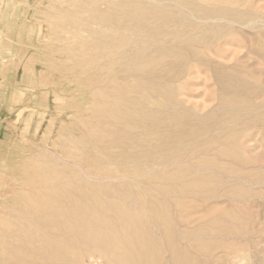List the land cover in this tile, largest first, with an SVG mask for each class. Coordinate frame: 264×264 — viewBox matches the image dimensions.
Masks as SVG:
<instances>
[{
    "label": "rangeland",
    "instance_id": "rangeland-1",
    "mask_svg": "<svg viewBox=\"0 0 264 264\" xmlns=\"http://www.w3.org/2000/svg\"><path fill=\"white\" fill-rule=\"evenodd\" d=\"M32 263L264 264V0H0V264Z\"/></svg>",
    "mask_w": 264,
    "mask_h": 264
},
{
    "label": "bare ground",
    "instance_id": "bare-ground-1",
    "mask_svg": "<svg viewBox=\"0 0 264 264\" xmlns=\"http://www.w3.org/2000/svg\"><path fill=\"white\" fill-rule=\"evenodd\" d=\"M173 2H174V1H173ZM181 4H182V3H181ZM145 9H146V8H145ZM160 13H161V12H160ZM160 13H159V14H160ZM110 20H113V19H110ZM129 22H131V21L129 20ZM125 23H127V22H125ZM130 24H131V23H130ZM133 25H135V23H134ZM132 27H133V26H132ZM145 27H146V26H145ZM135 28H136V27H135ZM148 33H149V32H148ZM155 40H156V39H155ZM163 61H164V60H163ZM173 176H174V175H173ZM175 176H176V175H175ZM171 181H172V180H171ZM205 182H206V181H205ZM186 184H187V183H186ZM198 184H199V183H198ZM188 185H189V184H188ZM196 185H197V184H196ZM207 185H208V184H207ZM169 186H170V185H169ZM181 187H182V186H181ZM190 187H191V185H190ZM195 187H196V186H195ZM202 187H204V186H202ZM214 188H215V187H214ZM165 189H166V188H165ZM184 189H185V188H184ZM171 190H172V189H171ZM194 192H195V191H194ZM210 192H211V191H210ZM198 193H199V192H198ZM48 198H49V197H48ZM72 205H73V204H72ZM67 206H68V205H67ZM44 208H45V207H44ZM43 211H44V209H43ZM51 211H52V209H51ZM53 211H54V210H53ZM199 212H200V211H199ZM52 213H53V212H52ZM54 213H55V211H54ZM196 213H197V212H196ZM58 214H59V213H58ZM120 214H121V213H120ZM53 215H54V214H53ZM59 215H60V214H59ZM79 215H80V214H79ZM80 216H81V215H80ZM80 216H79V217H80ZM83 216H84V215H83ZM99 216H100V215H99ZM52 217H53V216H52ZM56 217H57V216H56ZM59 217H60V216H59ZM59 217H58V218H59ZM66 217H67V216H66ZM53 218H54V217H53ZM53 218H52V219H53ZM70 218H71V216H70ZM82 218H83V217H82ZM84 218H85V217H84ZM98 218H99V217H98ZM106 218H107V217H106ZM52 219H50V220H52ZM71 219H72V218H71ZM125 219H126V218H125ZM55 220H56V219H55ZM55 220H54V221H55ZM80 220H81V219H80ZM88 220H89V219H88ZM106 220H107V219H106ZM72 221H73V220H72ZM129 221H130V220H129ZM49 222H52V221H49ZM59 222H60V221H59ZM79 222H80V221H79ZM79 222H78V223H79ZM107 222H108V221H107ZM70 223H71V222H70ZM72 223H73V222H72ZM75 223H76V222H75ZM110 223H111V222H110ZM91 224H92V223H91ZM91 224H90V225H91ZM100 224H101V223H100ZM66 225H67V224H66ZM87 225H88V224H87ZM53 226H54V225H53ZM68 226H69V225H68ZM70 226H71V225H70ZM84 226H85V225H84ZM54 227H55V226H54ZM64 227H67V226H64ZM88 227H89V226H88ZM94 227H95V226H94ZM108 227H109V226H108ZM124 227L126 228L125 225H124ZM56 228H57V227H56ZM99 228H100V227H99ZM103 228H104V227H103ZM103 228H102V229H103ZM110 228H111V227H110ZM110 228H109V229H110ZM138 228H139V227H138ZM140 228H141V227H140ZM144 228H145V227H143V229H144ZM67 229H68V227H67ZM80 229H82V228H80ZM83 229H85V227H84ZM83 229H82V230H83ZM88 229H89V228H88ZM121 229H122V228H121ZM95 230H96V229H95ZM103 230H104V229H103ZM128 230H129V229H128ZM59 231H60V230H59ZM68 231H69V230H66L65 232H68ZM71 231H72V230H71ZM78 231H79V230H78ZM96 231H97V230H96ZM108 231H109V230H108ZM129 231H131V230H129ZM140 231H141V230H140ZM83 232H84V231H83ZM94 232H95V231H94ZM111 232H112V230H111ZM111 232H110V233H111ZM113 232L116 233L115 230H114ZM125 232H126V231H125ZM85 233H86V232H85ZM95 233H96V232H95ZM104 233H105V232H104ZM127 233H128V232H127ZM142 233H143V231H142ZM147 233H148V232H147ZM147 233H146V234H147ZM133 234H134V233H133ZM84 235H85V234H84ZM87 235H88V233H87ZM113 235H114V234H113ZM89 236H90V235H89ZM99 236H100V235H99ZM108 236H109V235H108ZM121 236H122V235H121ZM40 237H41V236H40ZM81 237H83V236H81ZM109 237H110V236H109ZM114 237H115V235H114ZM123 237H124V236H123ZM128 237H130V236H128ZM136 237H137V236H136ZM136 237H135V238H136ZM144 237H145V236H144ZM45 238H46V237H45ZM120 238H121V237H120ZM148 238H149V237H148ZM100 239H101V238H100ZM124 239H125V238H124ZM140 239H141V238H140ZM145 239H146V238H145ZM111 240H113V238H112ZM116 240H117V239H116ZM127 240H128V239H127ZM45 241H46V240H45ZM104 241H105V240H104ZM121 241H122V240H121ZM125 241H126V240H125ZM137 241H138V239H137ZM140 241H141V240H140ZM147 241H148V240H147ZM43 242H44V241H43ZM105 242H106V241H105ZM123 242H124V241H123ZM128 242H129V240H128ZM128 242H127V244H128ZM131 242H132V241H131ZM131 242H130V243H131ZM141 242H142V241H141ZM53 243H54V242H53ZM53 243H51V244H53ZM55 243H56V242H55ZM130 243H129V244H130ZM55 245H56V244H55ZM114 245H115V244H114ZM114 245H113V246H114ZM139 245H140V243H139ZM124 246H125V244H124ZM130 246H131V245H130ZM146 246H147V245H146ZM49 247H50V246H49ZM107 247H108V245H107ZM131 247H132V246H131ZM29 248H31V247H29ZM44 248H45V247H44ZM53 248H54V247H53ZM63 248H64V247H63ZM111 248H113V247H111ZM117 248H118V247H117ZM32 249H33V247H32ZM34 249H35V248H34ZM34 249H33V250H34ZM136 249H137V248H136ZM30 250H31V249H30ZM48 250H49V249H48ZM60 250H61V248H60ZM110 250H111V249H110ZM133 250H134V249H133ZM140 250H141V249H140ZM51 251H52V250H51ZM141 251H142V250H141ZM56 252H57V251H56ZM56 252H55V253H56ZM61 252H62V250H61ZM134 252H135V251H134ZM143 252H144V251H143ZM34 253H35V252H34ZM39 253H40V252H39ZM115 253H116V251H115ZM125 253H126V251H125ZM137 253H138V252H137ZM137 253H135V254H137ZM146 253H147V252H146ZM32 254H33V253H32ZM108 254H110V253H108ZM128 254H129V252H128ZM128 254H127V256H128ZM153 254H155V253H153ZM153 254H152V255H153ZM33 255H34V254H33ZM37 255H38V254H37ZM138 255H139V254H138ZM138 255H137V256H138ZM152 255H151V256H152ZM158 255H159V254H158ZM34 256H35V255H34ZM109 256H110V255H109ZM116 256H117V255H116ZM143 256H144V255H143ZM145 256H146V255H145ZM156 256H157V255H156ZM44 257H45V256H44ZM48 257H50V256H48ZM36 259H37V258H36ZM50 259H51V258H50ZM132 259H134V257H133ZM108 260H109V259H108ZM112 260H113V259H112ZM128 260H129V259H128ZM138 260H139V259H138ZM152 260H153V259H152ZM155 260H156V259H155ZM40 261H41V260H40ZM43 261H44V260H43ZM110 261H111V260H110ZM142 261H143V260H142ZM156 261H158V260H156ZM52 262H53V261H52ZM107 262H108V261H107ZM114 262H115V261H114ZM116 262H117V261H116ZM125 262H127V261H125ZM134 262H135V261H134ZM38 263H39V262H38ZM111 263H112V262H111ZM128 263H129V262H128ZM32 264H35V263H32ZM125 264H126V263H125ZM134 264H135V263H134ZM156 264H157V263H156Z\"/></svg>",
    "mask_w": 264,
    "mask_h": 264
}]
</instances>
